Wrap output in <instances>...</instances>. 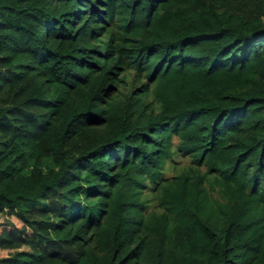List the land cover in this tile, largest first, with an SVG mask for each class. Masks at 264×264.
<instances>
[{
    "label": "trees",
    "instance_id": "16d2710c",
    "mask_svg": "<svg viewBox=\"0 0 264 264\" xmlns=\"http://www.w3.org/2000/svg\"><path fill=\"white\" fill-rule=\"evenodd\" d=\"M0 251L264 264V0H0Z\"/></svg>",
    "mask_w": 264,
    "mask_h": 264
},
{
    "label": "rangeland",
    "instance_id": "374dc122",
    "mask_svg": "<svg viewBox=\"0 0 264 264\" xmlns=\"http://www.w3.org/2000/svg\"><path fill=\"white\" fill-rule=\"evenodd\" d=\"M186 163V161H184V160H182V161H180L179 163H177L176 164V166H183L184 164ZM171 172V171H170ZM11 222L14 224V225H16L17 227H20L21 226V224L17 221V220H15V219H11ZM9 227L10 226H12L11 224L10 225H8ZM1 254H5V252H2V251H0V255Z\"/></svg>",
    "mask_w": 264,
    "mask_h": 264
}]
</instances>
